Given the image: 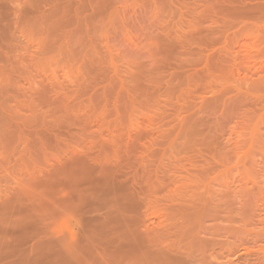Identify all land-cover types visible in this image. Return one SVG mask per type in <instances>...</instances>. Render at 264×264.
<instances>
[{
	"label": "rangeland",
	"instance_id": "374dc122",
	"mask_svg": "<svg viewBox=\"0 0 264 264\" xmlns=\"http://www.w3.org/2000/svg\"><path fill=\"white\" fill-rule=\"evenodd\" d=\"M0 264H264V0H0Z\"/></svg>",
	"mask_w": 264,
	"mask_h": 264
}]
</instances>
